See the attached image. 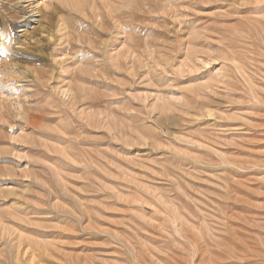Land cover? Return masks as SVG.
<instances>
[{"label": "rangeland", "instance_id": "obj_1", "mask_svg": "<svg viewBox=\"0 0 264 264\" xmlns=\"http://www.w3.org/2000/svg\"><path fill=\"white\" fill-rule=\"evenodd\" d=\"M71 1L0 0V264H264V0Z\"/></svg>", "mask_w": 264, "mask_h": 264}, {"label": "bare ground", "instance_id": "obj_2", "mask_svg": "<svg viewBox=\"0 0 264 264\" xmlns=\"http://www.w3.org/2000/svg\"><path fill=\"white\" fill-rule=\"evenodd\" d=\"M74 1V0H73ZM73 1H71V3L73 2ZM83 1V0H82ZM81 1V2H82ZM70 2V1H69ZM76 2V1H75ZM80 3V2H79ZM34 12V11H33ZM32 15V14H31ZM43 27V26H42ZM40 41V40H39ZM38 40H37V42H39ZM36 42V41H35ZM41 42H39L38 44H40ZM36 44V43H35ZM36 46V45H35Z\"/></svg>", "mask_w": 264, "mask_h": 264}]
</instances>
